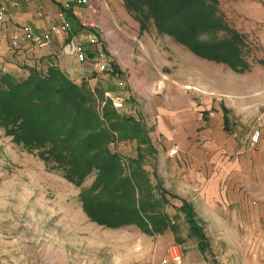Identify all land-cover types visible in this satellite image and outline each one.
<instances>
[{
    "label": "rangeland",
    "instance_id": "obj_1",
    "mask_svg": "<svg viewBox=\"0 0 264 264\" xmlns=\"http://www.w3.org/2000/svg\"><path fill=\"white\" fill-rule=\"evenodd\" d=\"M197 18L196 46L221 41L217 57L195 53L149 13L140 30L149 35L150 64L156 60L155 84L146 83L139 100L130 93L119 109L115 97L93 90L100 109L111 101L144 136L142 143L118 137L110 147L139 158L137 198L154 207L145 212L147 228L91 220L80 193L96 175L69 181L0 124V264H264V0H208L207 16ZM173 80L191 82L184 91L197 123L164 137L145 97H179Z\"/></svg>",
    "mask_w": 264,
    "mask_h": 264
},
{
    "label": "trees",
    "instance_id": "obj_2",
    "mask_svg": "<svg viewBox=\"0 0 264 264\" xmlns=\"http://www.w3.org/2000/svg\"><path fill=\"white\" fill-rule=\"evenodd\" d=\"M124 4L142 28L150 13L159 29L206 58L217 57L224 48L221 41L210 48L196 46L195 27L202 19L197 16H207L208 0H124ZM110 102L100 109L95 92L57 65L47 71L29 67L26 77L0 71V124L14 140L38 150L50 168L62 170L77 185L88 175H96L92 185L80 193L91 220L114 228L138 223L146 229L145 212L154 207L146 208L137 198L142 179L136 167L139 158H124L110 147L118 137L142 143L144 136L137 123L131 124L133 117L120 115Z\"/></svg>",
    "mask_w": 264,
    "mask_h": 264
},
{
    "label": "crops",
    "instance_id": "obj_3",
    "mask_svg": "<svg viewBox=\"0 0 264 264\" xmlns=\"http://www.w3.org/2000/svg\"><path fill=\"white\" fill-rule=\"evenodd\" d=\"M0 5L7 7L5 20L0 22V65L4 70L23 73L34 67L47 71L50 65H57L75 82L89 81L92 90L104 94V100L108 96L128 99L130 93L132 98L140 97L146 83L155 84L157 72L154 68L150 71V67L156 68V60L150 64V52L146 46L149 35L140 30V23L122 0H90L87 6H79L73 0H0ZM62 10L86 51L88 59L85 62L61 53L64 42L72 35L63 31L53 33L48 45H34L23 38L19 47L12 49L11 38L20 34L23 25H30L37 32L48 30L59 22ZM90 21L96 22L98 27L88 26ZM98 50L104 51L107 57L108 65L104 71L99 70L95 63ZM193 70L195 72V68ZM188 79L194 80L190 76ZM121 81L124 86L119 85ZM173 81H177L179 97L172 100L169 94H164L162 100L157 99L156 102L145 97L150 100V114L157 113L156 131L164 137L188 134L197 123L195 100L188 91H184L191 87V82ZM162 86L159 85L160 90ZM136 99L139 100L138 97ZM172 110L173 115L168 114ZM127 112L135 111L130 108ZM217 117L222 118L220 115ZM178 147L183 150L184 144L179 143Z\"/></svg>",
    "mask_w": 264,
    "mask_h": 264
},
{
    "label": "built area",
    "instance_id": "obj_4",
    "mask_svg": "<svg viewBox=\"0 0 264 264\" xmlns=\"http://www.w3.org/2000/svg\"><path fill=\"white\" fill-rule=\"evenodd\" d=\"M75 4L79 6H87L90 0H73ZM15 4V2H14ZM7 7L5 5H0V22L5 20V12ZM88 26L92 28H97L98 25L94 21H90ZM72 24L66 15V13L62 10L59 12V22L53 25L50 29L44 30L42 32L35 31L30 25H23L20 28V34H17L12 37V47L18 48L20 45L21 39H27L34 45L45 46L48 45L51 41V37L53 33L57 32H68L72 33L67 41L64 42L61 53L65 56L75 58L81 62H85L88 59L86 51L79 41L77 36L72 31ZM95 36V34H93ZM92 41H96L95 38H92ZM95 63L99 70L104 71L107 69V57L104 51L98 50L95 56ZM112 102L115 108L119 109L123 105V99L116 97L112 98ZM259 132L254 135V140H258ZM176 258V257H175ZM177 259V258H176Z\"/></svg>",
    "mask_w": 264,
    "mask_h": 264
}]
</instances>
